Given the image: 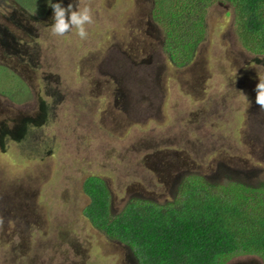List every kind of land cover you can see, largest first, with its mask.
Here are the masks:
<instances>
[{"label":"rangeland","instance_id":"rangeland-1","mask_svg":"<svg viewBox=\"0 0 264 264\" xmlns=\"http://www.w3.org/2000/svg\"><path fill=\"white\" fill-rule=\"evenodd\" d=\"M58 2L91 7L87 39L51 33ZM153 5L0 0V264H138L84 216L88 176L106 182L115 213L132 197L174 200L188 174L264 181V54L243 47L233 8L216 3L193 61L177 68Z\"/></svg>","mask_w":264,"mask_h":264},{"label":"trees","instance_id":"trees-1","mask_svg":"<svg viewBox=\"0 0 264 264\" xmlns=\"http://www.w3.org/2000/svg\"><path fill=\"white\" fill-rule=\"evenodd\" d=\"M216 3L233 8L243 47L264 54V0H154L152 16L177 68L193 61L206 35L207 12ZM83 192L89 198L83 214L91 226L128 247L138 264H226L244 255L264 264V181L222 187L188 174L174 200L132 197L117 213L101 177L88 176Z\"/></svg>","mask_w":264,"mask_h":264},{"label":"clouds","instance_id":"clouds-1","mask_svg":"<svg viewBox=\"0 0 264 264\" xmlns=\"http://www.w3.org/2000/svg\"><path fill=\"white\" fill-rule=\"evenodd\" d=\"M53 10L50 29L54 36H65L73 29L76 30V35L81 40L87 39L88 32L86 25L92 24L93 12L90 6L85 5L80 7L79 4L74 7L73 3H69L64 7L62 3H49ZM255 103L259 109L264 111V76L258 75V83L255 85ZM3 224V219L0 218V225Z\"/></svg>","mask_w":264,"mask_h":264}]
</instances>
